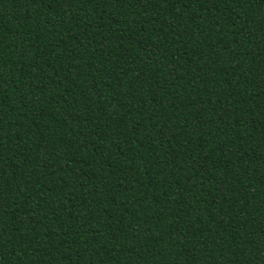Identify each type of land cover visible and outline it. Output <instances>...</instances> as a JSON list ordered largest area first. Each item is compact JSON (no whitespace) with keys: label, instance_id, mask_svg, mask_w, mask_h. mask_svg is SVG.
Masks as SVG:
<instances>
[{"label":"trees","instance_id":"obj_1","mask_svg":"<svg viewBox=\"0 0 264 264\" xmlns=\"http://www.w3.org/2000/svg\"><path fill=\"white\" fill-rule=\"evenodd\" d=\"M0 264H264V0H0Z\"/></svg>","mask_w":264,"mask_h":264}]
</instances>
